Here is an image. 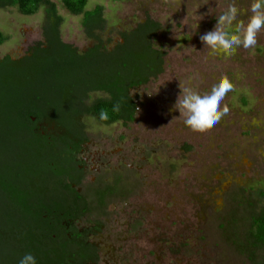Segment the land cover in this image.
Listing matches in <instances>:
<instances>
[{"label":"rangeland","instance_id":"1","mask_svg":"<svg viewBox=\"0 0 264 264\" xmlns=\"http://www.w3.org/2000/svg\"><path fill=\"white\" fill-rule=\"evenodd\" d=\"M52 1L62 18V41L80 51L93 46L83 15ZM229 2L183 0L176 10L170 0H89L88 10L104 9L99 35L108 48L151 19L161 25L153 44L165 52L164 71L131 90L138 104L132 123L81 118L89 137L83 154L89 180L101 178L87 182L86 190L93 193L119 178L124 192L103 206L90 197L92 211L79 222L81 228L102 225L90 237L100 249L99 264H264V248L247 241L252 216L264 209V30L254 48L241 46L231 56L213 54L200 38L214 30ZM251 2L237 0L238 19L245 23ZM47 21L44 7L33 15L0 7V30L8 36L0 59L23 57L43 43ZM224 75L236 86L223 102L230 112L211 130L192 131L174 107L180 82L205 94ZM49 78L22 81L23 93L41 109L46 100L61 103L53 92L55 78ZM101 97L106 94L91 93L87 105ZM46 151L12 126H0V158L10 167H37ZM5 238L14 249L11 236ZM44 256L39 253L37 264H50ZM0 264L16 263L0 259Z\"/></svg>","mask_w":264,"mask_h":264},{"label":"trees","instance_id":"2","mask_svg":"<svg viewBox=\"0 0 264 264\" xmlns=\"http://www.w3.org/2000/svg\"><path fill=\"white\" fill-rule=\"evenodd\" d=\"M61 2L71 13L83 15V26L95 41L87 50L62 41V18L52 0H0V7L16 6L25 15L44 7L48 17L43 43L23 57L0 59V126H12L31 143L47 148L37 167H10L0 158V259L16 264L28 253L36 260L39 253L45 255L50 264H99L98 248L89 240L102 225L81 231L75 224L93 207L73 187L82 176V161L76 155L89 141L81 118L89 114L106 125L132 123L138 105L131 90L164 71L165 52L153 44L161 29L158 22L148 19L140 23L123 33V41L110 49L99 35L105 26L102 6L88 10L89 0ZM7 40L0 30V46ZM41 74L55 78L53 92L60 106L58 101L52 104L46 100L41 109L23 93L22 81ZM95 92L106 97L87 105L89 95ZM117 103L120 111L114 112ZM101 109L108 111L107 121L100 120ZM102 194L98 198L101 206L106 202ZM8 236L16 244L14 249L6 241ZM247 241L254 248H264V209L252 216Z\"/></svg>","mask_w":264,"mask_h":264},{"label":"clouds","instance_id":"3","mask_svg":"<svg viewBox=\"0 0 264 264\" xmlns=\"http://www.w3.org/2000/svg\"><path fill=\"white\" fill-rule=\"evenodd\" d=\"M182 2L183 0H170L176 10L180 8ZM200 6L196 5L197 10ZM249 10L251 14L245 23L244 20L238 19L241 10L237 0H230L226 9L217 17L214 30L200 37L205 47L213 54L221 53L228 56L235 54L241 46L244 49L254 48L260 32L264 30V0H252ZM198 26L197 23L196 29ZM235 88V84L227 75L222 76L211 91L205 94H200L196 88L180 82L181 92L174 107L179 111V118L183 119L186 126L194 132L204 133L211 130L230 112L228 105L223 102ZM112 110L119 112V103L114 105ZM99 118L107 121L108 111L101 109ZM19 264H37V261L28 253L21 258Z\"/></svg>","mask_w":264,"mask_h":264},{"label":"flooded vegetation","instance_id":"4","mask_svg":"<svg viewBox=\"0 0 264 264\" xmlns=\"http://www.w3.org/2000/svg\"><path fill=\"white\" fill-rule=\"evenodd\" d=\"M138 88V87H137ZM137 102V101H136ZM138 105V104H137ZM138 108V107H137ZM137 114V113H136ZM135 118H136V115H135ZM129 125V124H128ZM84 145H85V143L82 145V148H81V150L79 151V153L76 155V158L78 159V160H80V161H82V164H80V173H81V179H80V182L77 184V183H74L73 184V187L79 192V193H81L82 194V196L83 197H85L86 198V200L87 201H90L91 202V198L90 197H98L99 198V196L101 195V193H104V194H102V196H104L105 198V201H107V199L109 198V197H112V196H115V195H117V196H123L122 194L124 193L123 192V190L121 189V187H120V181H119V178L117 179V180H115L114 181V183H113V185H101L100 184V187H98L97 188V190L95 191V192H88L87 190H86V186H87V182H92V183H94L95 181L96 182H98V180H101V178H98V177H96V178H92V179H90L89 180V176H90V174H89V168H88V163H87V160H86V158L84 157V149H85V147H84ZM88 180V181H87ZM82 220H80V221H76L75 222V224H76V226L77 227H79L80 228V230L81 231H83V230H85V229H90L89 227H86V228H81L80 226H79V222H81ZM93 228V227H92ZM93 235H95V234H93ZM92 236V235H91ZM90 236V237H91ZM90 242H92L91 240H89ZM92 243H94V242H92ZM95 244V243H94ZM96 245V244H95ZM97 246V245H96ZM97 248H98V254H99V256H100V249H99V247L97 246ZM100 262V261H99Z\"/></svg>","mask_w":264,"mask_h":264}]
</instances>
